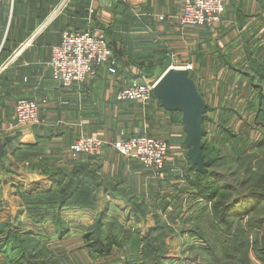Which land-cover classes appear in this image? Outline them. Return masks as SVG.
Returning a JSON list of instances; mask_svg holds the SVG:
<instances>
[{
	"label": "crops",
	"instance_id": "obj_1",
	"mask_svg": "<svg viewBox=\"0 0 264 264\" xmlns=\"http://www.w3.org/2000/svg\"><path fill=\"white\" fill-rule=\"evenodd\" d=\"M182 1L0 0L1 187L5 182L11 186L7 177L17 169L14 182L22 178L30 190L47 192L55 189L48 180L50 171L70 172L75 165L86 164L99 178L96 207L94 211L78 209L76 214L75 209L63 210V215L71 217L65 218L67 222L90 223L96 213L106 212L120 223V219L127 218V224L138 219L133 229L152 227L155 216L149 208L155 209L164 199L161 188L181 184L182 173L190 168L184 158L189 148L181 115L167 112L156 99L117 103L116 92L138 74L159 80L169 69L184 70L190 65L187 75L206 107L221 106L223 93L229 91L250 100L253 88L245 77L248 60L264 44V0H223L225 11L219 21L202 28L178 26ZM67 29L90 31L104 40L114 53L115 73L99 68L82 87L60 89L51 79L48 64L51 49ZM19 99L40 102L37 123L22 132L14 127V106ZM80 135L104 142L130 136L167 139L163 178L149 177L141 165L111 149L99 159L72 155L69 146ZM180 138L184 149L178 145ZM134 201L144 202L148 213L134 217ZM158 213L164 219L171 216L168 211ZM74 216L78 217L75 221Z\"/></svg>",
	"mask_w": 264,
	"mask_h": 264
},
{
	"label": "rangeland",
	"instance_id": "obj_2",
	"mask_svg": "<svg viewBox=\"0 0 264 264\" xmlns=\"http://www.w3.org/2000/svg\"><path fill=\"white\" fill-rule=\"evenodd\" d=\"M257 54L258 53L253 57L250 55V57L254 58V60L260 63V65L264 64V58H262L263 54ZM248 69L245 77L251 84V88H253V91H250V93L252 92L253 104L247 106V102L251 99L247 100L248 98L243 97L242 93H236L235 91L223 93L224 100L222 99L221 106L216 105L217 107H213V104H209L207 100L209 110L206 113L207 119L204 127L206 131L205 139L210 142L211 137L213 136V131L218 126L216 132L217 135L213 138L216 142L215 146L217 147V154L215 156L216 160L211 167V170L216 173L213 181L214 188L218 189L217 194L219 195L222 193H232L233 199H238V204L234 205L226 215V222L230 227V229L227 230H229L231 235L227 237L241 240L246 236L247 239H249V245V241L252 242L257 239L260 241L264 238V226L259 227L258 225V222L264 220V199H242L243 192H248L250 190H258L261 192L264 187V180H262L264 178V146L260 141L261 138L264 137V121L261 122V124H257L258 120L255 117V110L258 108L256 100L258 91L255 90L254 86L256 87L260 85L261 82L249 68V65ZM161 73L155 74V76L159 77ZM262 88H264V85H262ZM239 97L244 100L241 104L238 102V99H240ZM222 127L226 128L227 132L234 135V139H227L225 141L220 139L217 140L218 137L221 136V134L218 136V132L219 130L221 132ZM238 138H241L242 140L237 141ZM164 140L168 145L167 139ZM180 141L181 138L178 140V145L184 149L185 146L183 142ZM259 141L262 144H260ZM236 143L245 146L241 153L235 152L234 145ZM183 161L186 166L184 171H186L187 164L184 159ZM143 170L149 177H151L147 170L144 168ZM16 172L17 169L12 172L11 176L8 175L9 177H7V182L9 181L11 186H5L6 182L3 187L0 186V224L14 226L18 219L20 224L17 228L19 229L21 236L30 231L34 232L35 236L30 235L28 238L35 240V244H31V242H27L26 244L27 254L30 256L33 255V258L35 257L33 259L34 262H43L45 264H141L139 263L138 253L131 252V246L126 247L123 250L115 248L107 257L96 256L94 253H91L86 249L82 240V235L86 228L94 224L95 217L90 223L87 221L80 225H78L79 223H70L69 232H67L61 239L57 238L54 234L52 218L49 219L47 216L46 220L35 225L33 219L29 218V214L26 211L22 194H37L40 191H38V188L30 190L31 187H28L27 183L21 181L22 178L21 180L14 182L15 178H18L17 174H14ZM182 174L183 175L180 178L182 181L181 184H176V187H174V185H168V187L161 188V193L164 199L158 205H155V209H153V207L149 208V212H153L155 216L152 227H145V225H142L140 227L141 229H136L138 230L139 237L144 238V236L149 233L148 231L154 229L156 230L152 233V236L163 234V239L160 242H156L155 245L159 246L163 242L165 255L168 258H171L170 261L165 264H241L240 261H242V255H236L238 258H241L240 260L231 259L230 261V259L223 258L222 247H217L216 249V254L218 255L217 259H212L210 255L205 252V249H208L209 247L207 242L211 240V230L208 225H211L212 211H209L205 216H202L203 214L200 215V213L202 208L210 210L212 208V203L198 199L195 193L188 191L191 189L188 183L182 179L184 175H186V172ZM191 176L192 178L195 177V175L193 176V173ZM224 187L231 188V192L222 191L221 188ZM239 193L241 194L239 195ZM165 198H168L170 202L166 203ZM217 201H220L219 198ZM131 206L134 211L131 212L133 215L142 216L145 213H148L146 212L147 209L144 207V202L139 203L134 201L131 202ZM167 211L171 215L170 218L164 219L156 214V212L164 214ZM76 212H79V210L75 209L73 213L76 214ZM63 213H65V211L62 210L61 215L65 219L69 214L63 215ZM197 216L199 217L196 219ZM73 218L75 221L78 217L74 216ZM128 218L131 217L128 216ZM69 219L70 218L67 220ZM67 220L65 219L66 222ZM137 220L138 219L136 218L132 221L129 220L130 224H127V218L120 219L121 223L124 225L118 220L116 221L126 230H131L134 228V223H136ZM249 220H254L251 230L246 226V223ZM166 222L168 225H166ZM149 225H151V223L147 224V226ZM221 227L223 228L224 226L222 225ZM14 228L16 229V226ZM13 229L10 228L9 230L14 232ZM239 229L244 233L236 232ZM13 234V239L16 240L15 232ZM237 234L245 236H235ZM3 236L4 234L1 233L0 238ZM248 245H244L243 252H245ZM249 257L254 264H261L260 262H257L255 258L256 252L253 250V247L250 248ZM10 260L11 259L7 256H0V264H10ZM244 261L245 260H243V263H245Z\"/></svg>",
	"mask_w": 264,
	"mask_h": 264
},
{
	"label": "trees",
	"instance_id": "obj_3",
	"mask_svg": "<svg viewBox=\"0 0 264 264\" xmlns=\"http://www.w3.org/2000/svg\"><path fill=\"white\" fill-rule=\"evenodd\" d=\"M257 53H262L264 58V44L257 49ZM249 68L255 74V76L261 82L260 85L254 86L257 90V104L258 108L255 110V117L259 121L257 124H261L264 121V64L260 65L254 58L249 57L248 60ZM138 74L136 77H138ZM145 75V74H142ZM147 76V75H145ZM150 77V76H147ZM252 77V76H251ZM255 98V96H254ZM155 99V97H154ZM252 98L247 102V106L253 104ZM252 102V103H250ZM209 108L206 107L204 112L202 128V144L201 154L203 158V167L205 169L204 173L195 172L191 168V163L185 155V159L189 165V170L186 172V175L182 178L188 183L190 189L188 190L192 193H195L198 199L205 200L206 202L212 203V208L208 210L207 208H202L200 215L205 216V214L211 212V225L210 233L211 240L208 243V249H205V252L210 255L212 259H217L218 255L216 254L217 247L223 248L222 257L225 259H236L240 260L237 256L242 255L241 264H254L252 259L249 257L250 248L253 247V250L256 252V260L261 264H264V238L262 240H253L252 242L248 240L245 235H235V236H245L241 240H236L228 238L231 236L229 233L230 229L226 218V215L234 205L238 204V199H233V194H217V188H214V178L216 173L211 170L217 154V147L215 146V140L213 139L217 135V127L213 131V136L211 137L210 142L206 140V131L204 124L206 122V113ZM222 127L221 132L219 130L217 140L225 141L227 139H234V135L226 131V128ZM243 138V137H242ZM260 138V137H259ZM242 140L238 138L237 141ZM264 146V137L260 140ZM259 141L260 144H262ZM244 142V141H241ZM184 144V143H183ZM185 146V144H184ZM242 144H235V152L241 153L244 150ZM193 173L192 178L191 174ZM48 180L51 184L56 187L54 190H49L47 192H39L37 194L33 193H23L22 199L26 206V211L29 214V218L33 219L35 225L40 224L46 217L50 216L53 220L54 234L57 238H62L64 235L69 232L70 223L66 222L61 215L62 210H90L94 211L96 207V193L100 189L99 178L96 175V171L92 168H89L86 164H77L73 167L70 172H65L60 169L52 170L48 173ZM264 180V178L262 179ZM222 191L231 192V188L224 187L221 188ZM263 191V192H262ZM262 191L250 190L248 192H243L242 199H264V187ZM241 193H239L240 195ZM195 196V197H196ZM219 198V202L217 201ZM253 200V199H252ZM68 218H71L70 215H67ZM65 217L66 219H68ZM199 216L196 217V219ZM86 221V218L83 219ZM158 221V220H157ZM254 220H249L246 223V226L249 229H252V224ZM159 222V221H158ZM20 224L17 219V223L14 226H8V224H0V234L3 233L4 236L0 238V256H7L10 260V264H45L43 262L38 263L34 262L33 255H28L26 251L27 242L35 244V240L30 239V235L35 236L34 232H27L20 235L19 229L17 226ZM224 226L223 228L221 226ZM259 227L264 226V220L258 222ZM16 226V229L14 228ZM10 228H14L15 238L13 239V233ZM227 231H226V230ZM242 229V228H241ZM150 230L149 233L144 236V238L139 237L138 230L131 229L126 230L121 226L116 220L108 218L106 212L96 213L94 224L86 228L84 234L82 235V240L87 250L91 253H94L96 256L107 257L110 255L113 249L123 250L126 247L131 248L132 253H138L139 263L141 264H165L170 261L171 258H168L165 255V247L163 242L156 246V242H160L163 239V234H158L152 236V233L155 231ZM200 230V229H199ZM236 232L244 233L242 230H237ZM152 236V237H151ZM224 237V238H223ZM30 239V240H29ZM232 239V240H231ZM247 244L245 252H243L244 245ZM135 255V254H134ZM237 255V256H236ZM136 256V255H135ZM243 260H245L243 263Z\"/></svg>",
	"mask_w": 264,
	"mask_h": 264
},
{
	"label": "built area",
	"instance_id": "obj_4",
	"mask_svg": "<svg viewBox=\"0 0 264 264\" xmlns=\"http://www.w3.org/2000/svg\"><path fill=\"white\" fill-rule=\"evenodd\" d=\"M225 11L223 0H183L182 11L177 18L180 28H202L218 22ZM114 53L106 42L90 31L67 29L62 32L60 43L51 49L49 68L52 81L60 89L82 87L94 78L99 68L115 73ZM191 70V66L183 68ZM157 80L140 74L125 88L116 92L117 103L141 102L154 99L153 89ZM40 102L19 99L14 106L15 129L26 131L33 127L39 117ZM106 149L140 164L151 178L162 179L168 160L167 142L159 137L132 136L111 142L80 135L69 146L74 156L99 159Z\"/></svg>",
	"mask_w": 264,
	"mask_h": 264
},
{
	"label": "water",
	"instance_id": "obj_5",
	"mask_svg": "<svg viewBox=\"0 0 264 264\" xmlns=\"http://www.w3.org/2000/svg\"><path fill=\"white\" fill-rule=\"evenodd\" d=\"M99 1L103 3V0ZM153 95L167 112L181 115L184 142L189 148L187 158L195 172L204 173L201 149L203 147L202 122L206 106L194 82L188 77L186 71L169 69L157 81Z\"/></svg>",
	"mask_w": 264,
	"mask_h": 264
}]
</instances>
